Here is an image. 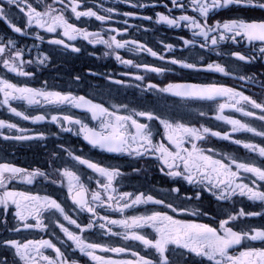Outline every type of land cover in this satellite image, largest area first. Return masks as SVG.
Segmentation results:
<instances>
[{
	"label": "snow or ice",
	"instance_id": "obj_1",
	"mask_svg": "<svg viewBox=\"0 0 264 264\" xmlns=\"http://www.w3.org/2000/svg\"><path fill=\"white\" fill-rule=\"evenodd\" d=\"M117 2L137 10L157 7L135 0ZM4 3L7 7H0V22L6 24L10 32L16 35H0V70L4 73L0 75V107L32 125H55L60 133L82 137L91 149L111 157H127L137 165L142 163L157 167L162 176L177 184L185 183L193 194L182 196V189L178 186H170L167 197H157L144 191L139 194L122 191L116 186V182L126 173L118 166L91 159L67 148L63 152L67 153L74 164H57V160H63L62 153L50 154L49 167L53 169L52 173L39 168L29 170L17 167L6 161L0 162V231L7 233L0 236V252L11 254V260L5 259L3 264H81L78 258L69 254V249L71 253L85 257L91 264H264V246H255V242L264 245V224L237 227L238 222L252 217L264 219V164L257 163L252 158L241 160L235 156L221 155L212 147H204L202 143L209 138L229 141L264 161V145L235 138L236 134L247 133L264 141V95L258 100L253 95L245 94L244 89V85L258 82L264 93V74L257 81L256 75H249L246 71V67L253 62L264 61V20L249 21L239 16L227 19L221 16L217 19L225 10L259 9L264 12V0H171V8L167 4L163 5L168 8V14L156 11L155 17L137 16L130 11L100 5H97L100 9L98 13L83 4L82 0H51L47 3L37 0L36 5L30 0H4ZM13 7L23 14L19 17L20 23L12 12ZM85 7L87 10H82ZM173 9H178L180 14L174 15ZM67 13H71V16ZM73 16L76 21L94 18L102 26L111 22L122 23L126 28L122 31L118 27H109L105 38V34L100 31H89L76 26L71 20ZM113 17L124 19L113 20ZM129 20L149 21L168 28L186 27L191 32L192 39L180 37L183 48L191 50L199 47L202 49L201 56L214 52L220 59L212 63L203 61L206 66L201 67V62L185 59L181 50L180 56H174L166 64L196 73H216L243 82L239 86L200 82L168 83L164 87L148 83L142 88L143 92L154 90L185 102H215L217 107L213 118L230 125V132L222 133L203 124L199 127L191 126L165 117L155 110L127 103H94L84 95L56 90L47 81L40 88L19 86L8 77V74H13L16 77L31 78L35 75L33 67H48L51 54L41 49V44L56 46L65 52L80 53L81 47L68 43L77 39H82L93 47L103 45L107 49L104 56L113 57L126 68L156 75L168 71L163 65L151 66L123 58L121 50L134 54L144 53L159 61L165 60V56L152 47L138 42L136 38H128L127 28L133 27ZM143 30L147 33L150 29L145 27ZM41 33L62 35L64 39L47 38ZM21 38H31V48L22 46ZM161 43L168 53H174L172 43ZM245 47L247 50L242 51ZM33 50L37 53L35 58L32 56ZM89 75L95 76L98 73L89 72ZM105 75L110 84L124 86L121 79ZM120 75L128 73L121 72ZM82 79L79 75L74 77L78 83ZM131 79L143 82L145 76L136 74ZM221 100L224 102H219ZM13 102H24L28 107L39 106L46 108V111L44 114L33 115L18 110ZM69 108L89 114L94 123L90 126L86 118H78L66 111ZM226 110L239 113L246 119L226 116ZM53 111L63 114H51ZM198 115L205 117L207 113L200 111ZM251 121L261 124L257 127ZM154 122H158L162 132L155 127ZM3 129L10 133L0 132L5 141L48 140L44 131L0 119V130ZM158 135L159 142L156 140ZM76 166L90 170L91 174L87 175L86 181L82 179L80 169ZM134 171L140 172L141 169L134 167ZM57 175L62 178L59 183ZM38 177H43L45 181L57 184L58 187H66L67 199L71 200L74 207L69 210L50 195H33L9 188L14 181L32 185ZM89 182L95 183V190L88 187ZM203 193H208L217 202H225L220 205L223 211L220 215L211 217L212 223L189 222L185 217L197 215V212L189 210L184 202L200 201ZM235 197L259 203L262 210L247 211L240 207L236 211ZM226 202H231L233 207L229 209ZM141 206H145L144 211L136 214L135 210ZM101 209L106 213L118 214L120 218L102 215ZM81 214H86L83 221L80 219ZM199 214L207 215L203 211ZM9 215L15 223H10ZM216 221L218 227L215 226ZM52 225L63 234V238L59 239V246L52 239L18 238L24 232L33 230L51 233L54 231ZM68 225L74 230H70ZM95 229L100 230V236L117 237L125 243L117 245L106 240L89 239L86 234L93 233ZM146 229L151 232L145 231ZM127 242H138L143 246V251H138ZM101 253L111 255H100ZM174 257L179 259L174 260Z\"/></svg>",
	"mask_w": 264,
	"mask_h": 264
},
{
	"label": "flooded vegetation",
	"instance_id": "obj_2",
	"mask_svg": "<svg viewBox=\"0 0 264 264\" xmlns=\"http://www.w3.org/2000/svg\"><path fill=\"white\" fill-rule=\"evenodd\" d=\"M34 5L37 4V0H30ZM44 2H51V0H44ZM138 3H147L157 5L156 8H145L142 10L130 9L126 4L118 3L117 0H82V3L91 7L92 10L99 13L100 9L97 5L102 7H114L119 11H130L135 15H150L155 17V12L160 11L164 14H168V8H171V0H135ZM167 4L168 8L163 7ZM0 7H7L4 0H0ZM87 7L82 10H87ZM12 12L16 15L17 22L20 23L19 17L22 13H19V9L13 7ZM102 14V13H101ZM174 15H179L180 11L178 9H173ZM71 16V13H67ZM221 16L227 19L229 17H242L249 21H261L264 20V12L259 9H249V10H238V11H223L217 16L219 19ZM120 19L123 20L124 17H113V20ZM72 22L78 27H84L89 31H100L105 34L107 38L106 29L109 27H118L120 30H125L126 26L122 23H108L101 25L100 22L95 21V19L82 18L81 21H76L75 17H71ZM129 24L133 25L131 28H127L129 34L128 38H136L138 42L145 43L146 45L157 50L159 54L165 56L164 61H159L153 57L141 53L134 54L121 50L120 54L125 59H132L134 62L147 63L151 66L163 65L169 70L162 75H156L155 73H145L139 69L126 68L122 64H119L111 56L105 57L104 52L107 51L103 45H96L93 47L89 45L86 41L82 39H77L75 41H68V43L79 46L82 48L80 53L65 52L62 48L56 46H49L46 43L41 44L40 47L46 53L51 54V62L48 67H33L32 71L35 75L31 78L16 77L13 74H8L11 82L17 83L19 86H29L40 88L43 86L44 81H47L49 86L56 90L71 91L74 95H84L86 98L92 99L94 103H106L110 105L112 103H127L131 106L138 108H149L155 110L161 115L176 119L180 122L188 123L191 126L199 127L201 124L207 127H211L213 130L221 131H231V126L225 124L222 121H216L213 117L216 114L217 104L211 101H189L185 102L180 100L178 97H173L167 94L157 93L154 90L149 92H143L142 88L146 87L148 83H155L158 87H164L168 83H200V82H220L225 86H239L243 85L242 81H234L231 77L220 76L216 73L201 72L196 73L189 69H180L177 66L166 64L167 60L174 58V56H180L181 50H183V56L189 61L201 62L200 66L204 67L202 62L207 61L208 63L217 62L220 58L215 56V53H207L201 56L200 53L202 49L196 47L194 49L183 48L182 40L180 37L185 39H192L191 32L186 27L180 28H168L166 26L155 25L149 21L140 20H129ZM148 27L150 30L145 33L144 28ZM5 33L15 36L7 28L6 24L0 22V35ZM47 38H59L64 39V37L57 36L55 34L41 33ZM120 37H118L119 39ZM22 46L26 48H31L32 40L31 38H21ZM167 42L174 45V53H168L166 49L163 48L161 43ZM229 47H238L231 46ZM227 50V48H225ZM246 51V47L241 49ZM36 51L33 50L32 56L35 58ZM247 74L256 75L257 81L261 74H264V61H255L253 64L246 67ZM89 72L98 73V75L90 76ZM128 73V75L121 76L120 73ZM105 74H110L112 78L121 79L124 82V86L110 84L109 79L106 78ZM144 75L145 80L143 82L134 81L131 79L132 75ZM0 75H4L3 71L0 70ZM81 76L82 82H77L74 80L75 76ZM139 85V86H137ZM245 94L253 95L258 100L261 99L262 93L259 83L244 85ZM2 98V97H0ZM219 102H224L223 100ZM13 106L17 107L18 110L25 111L33 115L44 114L46 108L39 106L28 107L24 102H13ZM66 111L71 112L74 116L78 118H86L90 126L94 123L91 121V117L87 113H83L78 109L69 108ZM204 111L207 113L205 117H200L198 113ZM51 114H63L61 112L53 111ZM224 115L231 116L232 118H238L245 120L246 118L241 117L239 113L231 112L226 110ZM50 119V115L48 117ZM0 119L6 120L8 122L17 123L20 126L28 127L33 130L44 131L48 135L47 141H31V142H17V141H5L2 136H0V162H9L17 167L27 168L33 170L39 168L41 171L52 173L53 169L49 167L51 164L50 154L55 155V153H62L63 160H57V164L64 163L65 166H72L74 162L70 161L67 157V153L63 152L64 148L72 150L76 153H82L84 156L89 157L94 160H101L106 163H111L114 166H118L126 175L119 178L116 182V186L122 191H130L139 194L140 191L148 192L154 194L157 197H167L168 189L172 187H181V195H192V190L183 182L177 184L176 182L164 177L160 174L157 167L152 165L145 166L144 164H138L135 161L130 160L127 157H111L106 153H101L98 150L91 149V147L82 139V137L74 136L70 133H60L59 129L55 125L40 124L32 125L28 121L20 120L19 118L12 116L7 109L0 107ZM254 126L259 127L261 122L251 121ZM155 127L162 132L158 122H154ZM4 134L8 133L7 129L0 130ZM235 138H241L249 140L251 142L264 145V141H261L258 137H252L251 134L240 133L236 134ZM159 142V135L156 137ZM166 143V141H165ZM204 147H212L216 152L221 153V155H231L235 156L241 160H248L249 158L254 159L257 163L264 164L258 156L252 153H248L243 148L237 145L231 144L229 141H222L216 138H209L206 142H202ZM80 169V174L82 179L87 180V175L91 174L90 170L83 168V166H76ZM134 167H139L140 172L134 171ZM250 175V174H249ZM60 177L57 175V182L59 183ZM251 179H255L251 177ZM259 183V182H258ZM88 187L91 190H95V183L89 182ZM9 188L16 191H27L33 195H50L52 198L58 200L63 205H65L69 210L74 206L71 204V200L67 199L68 193L66 187H58L57 184H52L50 181H45L43 177H38L32 185H27L24 183L14 181ZM237 201L235 210L239 211L240 207L245 208L247 211H261L262 206L259 203L254 204L248 201L246 198L235 197ZM179 203V201H177ZM225 202H217L214 197L208 193H203L200 201L193 200L191 202L185 201L184 204L189 210H194L197 215L191 217H185L186 220L193 223H212L211 217L218 216L221 214L223 209L220 207L221 204ZM227 207L231 209L233 207L231 202H226ZM151 207V206H148ZM145 209V206L137 208L136 214H141ZM167 211V210H165ZM203 211L207 215H200L199 213ZM100 214L109 215L110 218H120L118 214L106 213L103 209L100 210ZM175 215V214H173ZM80 219L83 221L86 219V214H81ZM10 223H15L11 215H9ZM246 224L261 225L264 224V219L260 217H252L247 221L238 222L237 227H244ZM215 226L218 227V221H216ZM70 230L71 225H68ZM54 231L49 232H24L19 235L20 239H31V238H44L52 239L59 246V239L63 238V234L59 232L52 225ZM99 229H95L93 233L86 234L89 239L92 240H106L108 243H113L117 245L124 244L125 242L117 237L105 238L100 236ZM119 231V229H116ZM145 231L151 232L150 229ZM7 235L3 231H0V236ZM154 235V234H153ZM130 246H134L138 251H143V246L139 245L138 242H127ZM256 247H261L260 242H255ZM243 250V249H241ZM51 253V250H48ZM69 254L78 258L81 264H91L87 261L85 257H79L78 253H71L69 249ZM100 255L110 256L111 254ZM152 255H155L152 253ZM5 259L11 260V254L5 255L0 252V264H3ZM174 260H178V257H174Z\"/></svg>",
	"mask_w": 264,
	"mask_h": 264
}]
</instances>
